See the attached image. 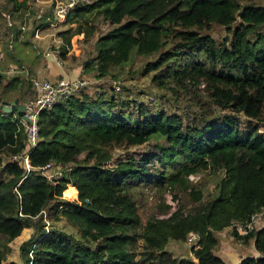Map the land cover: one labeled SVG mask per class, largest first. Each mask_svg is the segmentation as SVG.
<instances>
[{"label":"trees","instance_id":"obj_1","mask_svg":"<svg viewBox=\"0 0 264 264\" xmlns=\"http://www.w3.org/2000/svg\"><path fill=\"white\" fill-rule=\"evenodd\" d=\"M94 12L112 29L99 37L97 57L83 65L86 73L93 71L98 80L117 79L115 72L135 56L160 54L144 74L157 73L153 82L160 88L194 94L202 118L185 127L178 116L165 112L150 117L140 112L133 120L114 110L113 87L95 84L41 112L39 143L30 155L34 170L23 180L24 168L12 157L26 150L27 136L18 119L3 116L0 105V169L10 177L0 183V264L26 228L35 234L20 247L23 264H227L215 252L218 234L233 220L245 222L264 208V132L259 125L264 123V5L256 0H96L71 9L70 28L61 33L69 49L75 36H94ZM214 26L230 36L215 40L210 34ZM77 54L71 58L83 63L82 53ZM4 79L0 72V102L8 90ZM215 109L227 114L208 120ZM241 115L251 120L244 130ZM153 139L167 142L159 156L108 167L114 149ZM154 158L178 165L158 184L166 190L191 189L192 207L185 212L181 206L144 224L129 187L150 173ZM51 163L66 170L62 180L42 175L41 168ZM207 170L223 176L204 202L206 190L190 188L188 177ZM21 180L23 219L15 194ZM169 209L165 204L163 210ZM43 210L53 222L66 219L80 239L57 229L45 234ZM191 232L200 237L194 259L173 258L166 250L169 242H185ZM234 235L259 254L239 264H264V231ZM139 241L144 252L136 260L132 247Z\"/></svg>","mask_w":264,"mask_h":264},{"label":"rangeland","instance_id":"obj_2","mask_svg":"<svg viewBox=\"0 0 264 264\" xmlns=\"http://www.w3.org/2000/svg\"><path fill=\"white\" fill-rule=\"evenodd\" d=\"M67 1L68 0H62L60 2L66 3ZM17 3L12 0H0V32H10V39L12 42L15 38V35L12 32H18V30L14 27H9L8 20L3 17L2 13L10 14L11 17H14L16 15L15 13L20 12L21 14H18L19 16H17L18 21L26 24L27 26L32 25L33 28H36L39 21L33 20L30 22V19L34 18L35 15L41 11H44L47 7V9L53 7L52 4H49L47 7H41L43 9L45 8L44 10H39L37 9V5H31L27 9L22 10V5ZM256 3L264 5V0H256ZM15 9L21 11H16ZM27 13H30V15H27ZM44 13H46V11H44ZM92 23L96 28V33L93 37L88 40L84 39L85 37L83 34L80 35L81 39H79L78 36L74 37V39H77V42L75 41L77 47H74L76 49L80 48L78 52L82 53L83 59L85 60L79 65H84L87 61L95 60L98 53L97 41L99 37L103 36L112 29V26H110L98 12H94L92 14ZM210 34L215 40H224L230 36L225 28L219 26H214ZM78 52L75 51L76 54ZM159 55L160 54H156L148 58L135 56L126 65L125 69L115 72L118 76L117 79H114V77L110 75L98 80L94 76L95 73L93 71H88L85 73L87 76L86 79L89 82L88 87L92 88L95 84H106L113 87L118 100L114 106V110L116 112H123L127 114L133 120L139 118L140 112H143L144 117H150L160 112H165L169 115L178 116L184 127L195 118L200 121L202 115L200 107L196 104L194 94L191 95L180 91L176 93L170 88H160L153 82V77L157 73H151L149 75L144 74L147 64L156 60ZM28 86L29 85H26V87ZM225 114H227V112L215 109L214 116L208 120L221 117ZM250 122L251 120L245 116H240L242 130H244ZM252 124L254 125L257 123L253 122ZM259 125L260 131L264 132V123H260ZM166 146L167 142L165 140L153 139L142 146L116 148L113 151V160L108 163V167L113 168L119 163L127 162L129 158H133L140 162L145 156H159L162 153L163 148ZM83 159L84 156H81L80 160ZM4 160L5 166L7 159L4 158ZM153 162L155 166L151 164L150 173L145 175L143 179L132 180L129 187L131 194H133V197L139 205V213L144 224L152 217H157L159 219L166 218L181 206L184 207L185 212H190L192 207L189 195V191L191 189L185 191L182 187H177L176 190L171 189L172 195L174 196L173 201L176 202V205L174 207L169 205V211L163 210L164 205H168L166 195L169 194V191L160 188L158 180L162 177L168 176L170 173H173L179 167L175 163H159L155 158L153 159ZM71 166L73 165H70L69 167ZM197 176V182L190 184V188H192V186L204 188L206 190V197L204 198L205 202L213 195L214 187L216 186L219 178L223 176V172H213L212 170H207L197 174ZM8 179H10V177L4 169L1 168L0 183L5 182ZM51 224L52 230L57 229L59 232H62L70 237H74L77 240L80 239L78 231L72 227L66 219H62L57 222H53L51 220ZM33 232V235H30L28 240L34 236V228ZM218 237L219 245L217 246L215 252L218 256L222 257L227 264H239L244 257L255 254L253 245H246L242 241L238 240L230 228L220 232ZM10 246L12 248V253L3 264H23L20 251L22 244H19L17 241H13ZM143 246V241H139L132 247V251L136 255V260L144 252ZM166 250L173 256V258L181 260L183 258L194 259L193 253L196 248L189 244L187 239L185 242L170 241Z\"/></svg>","mask_w":264,"mask_h":264},{"label":"crops","instance_id":"obj_3","mask_svg":"<svg viewBox=\"0 0 264 264\" xmlns=\"http://www.w3.org/2000/svg\"><path fill=\"white\" fill-rule=\"evenodd\" d=\"M22 1L23 0H18L17 4H21ZM60 1L62 0H41L40 2L28 0L26 5H22V10L27 9L31 5H37V9L39 10H44L45 8L43 9L41 7H47L49 4H52L53 7L49 9H47V7L44 10L46 13L41 11L36 14L34 18L30 19V22L33 20L39 21L36 28H33L32 25L27 26L26 24L18 21L17 16L21 13H15L16 17H12V21L14 24L13 27L16 28L18 32H12L15 35L13 42L10 39V32H0V52L2 54L0 72L5 76L2 86H8V90L4 95V100L0 102L2 109L4 102L13 103L14 101H18L17 105L25 106L27 101L32 96V86L30 83V79L32 78L55 82L60 79H77L80 77H87L84 66L79 65L80 63L78 62H74L71 58L72 56L78 57L75 53L77 49L74 47L76 46L75 41L77 42L76 38L73 39V49L71 48L72 51L70 49V54L66 56V59H62L61 63L57 62V59L54 57L46 56V52L49 47H55V45H57L60 41L64 43L61 33L67 32L70 28L68 24L59 28L49 26L50 22L54 21V8L56 2ZM15 10L21 11L17 9ZM3 14L4 13H2V15ZM27 15H30V13H27ZM22 27H25L26 30L23 31ZM36 32H40L38 38L35 37ZM78 37L81 39L80 36ZM14 68L20 70L18 75L9 74L10 70ZM22 68H25V71H22ZM26 85L29 86L26 87ZM4 113L5 115L3 116H10L15 120L22 118L17 112ZM24 230H26V234L22 233V235L14 241L19 242V244H23L28 241L30 235H33L34 233L33 228H26ZM258 255L259 254L255 253V256Z\"/></svg>","mask_w":264,"mask_h":264},{"label":"built area","instance_id":"obj_4","mask_svg":"<svg viewBox=\"0 0 264 264\" xmlns=\"http://www.w3.org/2000/svg\"><path fill=\"white\" fill-rule=\"evenodd\" d=\"M40 2L41 0H35ZM96 0H68L64 2H56L54 8V21L50 22V27L59 28L67 24V19L71 9L78 5L83 4H93ZM3 16L8 20L9 27H13V21L10 14L4 13ZM22 30L25 31L26 28L22 27ZM40 32H36L35 37H39ZM63 52H67V55L70 54V49L62 41L58 42L55 47L51 46L46 52V56L54 57L57 59V62L61 63ZM66 55V56H67ZM2 60V54L0 52V61ZM22 71H25V68H22ZM20 70L14 68L11 69L10 75H18ZM32 86V96L25 104V120L24 118L18 119V124L22 126L26 133V150L22 153L16 154L12 157L14 162H19L22 164L25 175L23 180L34 170V167L31 164L30 155L35 150L39 143V118L42 111L52 108L53 106L63 103L68 99H71L73 96L84 90L89 86V82L86 78H77V79H60L55 82L48 80H39L32 78L30 79ZM65 169H62L59 165L51 163L41 168V173L49 181H60L63 179L65 174ZM23 180H21L15 187V194L19 201V212L18 215L21 219L26 218L27 216L22 212L23 196L20 192V187ZM198 176L191 175L188 177V181L192 184L197 182ZM169 194L167 197L168 206L171 205L174 207L176 202H174V196L170 188L167 189ZM171 193V194H170ZM176 211V210H175ZM173 211V212H175ZM172 212V213H173ZM43 216L44 222V231L45 234H49L52 231L51 220L48 217L47 210H43L41 214ZM170 215V214H169ZM32 219H37V217H31ZM232 232L236 233L239 237H246L258 231H264V208L260 211L253 214L245 222L233 220L229 227ZM187 239L189 244L193 245L194 248L199 249L200 237L194 232L188 234ZM31 259L33 254L30 253ZM32 264V262H31Z\"/></svg>","mask_w":264,"mask_h":264},{"label":"water","instance_id":"obj_5","mask_svg":"<svg viewBox=\"0 0 264 264\" xmlns=\"http://www.w3.org/2000/svg\"><path fill=\"white\" fill-rule=\"evenodd\" d=\"M17 104H18V101H14L13 103L4 102L3 103V111L6 113L17 112L20 117H22L28 121V119L25 118V106L24 105H17Z\"/></svg>","mask_w":264,"mask_h":264}]
</instances>
